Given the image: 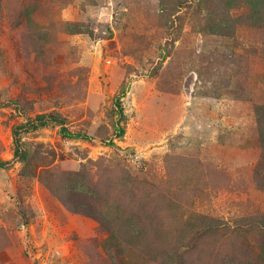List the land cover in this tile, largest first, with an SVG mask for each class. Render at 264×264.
Wrapping results in <instances>:
<instances>
[{
    "label": "rangeland",
    "instance_id": "rangeland-1",
    "mask_svg": "<svg viewBox=\"0 0 264 264\" xmlns=\"http://www.w3.org/2000/svg\"><path fill=\"white\" fill-rule=\"evenodd\" d=\"M0 264H264V0H0Z\"/></svg>",
    "mask_w": 264,
    "mask_h": 264
},
{
    "label": "trees",
    "instance_id": "trees-1",
    "mask_svg": "<svg viewBox=\"0 0 264 264\" xmlns=\"http://www.w3.org/2000/svg\"><path fill=\"white\" fill-rule=\"evenodd\" d=\"M125 95V90L124 87H122L119 92L116 94L114 97V106L116 110V126L114 128V137L120 138L124 134V126H120L118 121L125 120V115L123 108L121 106V98ZM66 119L62 117L59 114L56 113H43V114H38L35 117H30L26 120L25 123L18 125L14 128L13 135H14V142H15V152L14 156L18 157L19 159L23 158L25 159L26 157V152L19 149L20 145L18 143V134L21 131H33L37 130L39 128H43L47 126L50 123L57 124L60 127V133L64 137H69V138H82L86 139L88 138L87 135L81 134L79 132L73 133L68 129V127L65 125Z\"/></svg>",
    "mask_w": 264,
    "mask_h": 264
}]
</instances>
